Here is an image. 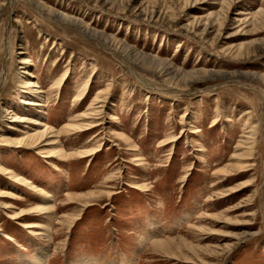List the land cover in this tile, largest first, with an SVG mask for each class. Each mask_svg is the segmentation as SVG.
Here are the masks:
<instances>
[{"label":"rangeland","instance_id":"1","mask_svg":"<svg viewBox=\"0 0 264 264\" xmlns=\"http://www.w3.org/2000/svg\"><path fill=\"white\" fill-rule=\"evenodd\" d=\"M34 1L45 12L0 0V264H38L40 254L42 264H264V0ZM27 76L41 93L20 85ZM38 95L42 107L21 103ZM33 119L56 135L39 149L24 141L45 128ZM88 121L100 125L76 134ZM252 127L256 143L242 159ZM94 145L97 156L78 159ZM61 149L71 158L59 162L51 152ZM153 241L171 248L153 251Z\"/></svg>","mask_w":264,"mask_h":264},{"label":"bare ground","instance_id":"2","mask_svg":"<svg viewBox=\"0 0 264 264\" xmlns=\"http://www.w3.org/2000/svg\"><path fill=\"white\" fill-rule=\"evenodd\" d=\"M27 1L29 3L34 4L37 7V9L42 11V13L45 12L44 11L45 9L43 10V6L38 4L36 1H34V0H27ZM198 1L199 0H197V2ZM49 16L55 18L56 21H58V22L76 26L78 30H80L82 33H84V35H87L89 37L95 38V39L100 40V41L103 40L105 43H108V39H106V37L103 34L92 30L90 25L86 24L84 21H79V20L74 21L73 19H71L67 15H63V14H59V13L55 14L53 11H49ZM116 48H117V50H119L123 54L125 53L126 54V58H129V60H131L130 57H133L135 60L140 61L143 65L149 64V62H150V59L148 57L144 56V55L137 54V56H134L133 54L136 53V51H134V52L129 51V50L132 49L131 47H128L127 49L121 48V47H116ZM27 63H28V61H26L25 59L20 61V64H27ZM169 66L171 67V65H169ZM22 74L29 75L30 72H28L27 69L25 68V71ZM63 77L64 78H62V80L60 82V85L64 83V81L66 80L67 76L64 75ZM27 79H29L28 76L27 77H21L19 79L20 85H22V87L26 86L27 89H29V91H28L29 94H31L32 92L33 93L35 92L37 94L41 93L40 91H37V90L34 91L35 88H38L35 82L29 81V80H28V82L24 81V80H27ZM88 85H89V81H87L86 87L82 90L83 92H82V94L80 96L81 98H83L85 96V94L87 92V89H88ZM109 88L107 90L102 91L99 94H97V97H96L95 101H97L98 107L96 108V110H91L92 112H95V115H97V116L101 115L104 112V105L103 104L106 102L107 96L109 94V91H110ZM38 96L39 97H37V99H39L38 102H40V103H36L35 101H32V102L26 101L25 102L23 100L21 101V103L22 104H26L27 103V105L36 106V107H42V106H44L43 104H41V102H43V101L40 100L41 99L40 95H38ZM90 107H92V106H90ZM5 114L10 115L11 112L8 111V110H5ZM248 114H251V113L247 112V115ZM88 117H91V116H88ZM11 119H13V121H15V122H24V121H26L25 118L20 117V116L15 115V114L11 116ZM88 122L89 123L81 124V125L73 127V130L75 131V133L76 134H83L85 132H88V131H91L93 129H96L100 125V123H97L95 121L94 122L88 121ZM29 123H33L35 126H40L41 125V126L45 127L43 130H36L34 134L26 133L27 135H26V138L24 139V141L26 140L29 143L36 144L33 147L35 149L36 148L39 149L40 142L42 141L43 138L47 137L48 135H55V133L52 131V129H50L49 127H46V124H45V122L43 120H35V119H33V121H29ZM190 132L196 134L198 132V130L197 131H190ZM246 136H249V137H246ZM256 136H257L256 135V127H252L251 131L248 132V135H245V138L240 142L238 147L240 149H244V150L246 149V153L244 155L240 156V157H242V159L243 158L248 159L250 157V153L253 151L254 144L256 143ZM94 137H97V136L95 135ZM54 141H56V140H53V142L48 144V146L56 147L57 144ZM18 144H19V146L27 145V144H23V142H19ZM245 144H247V146ZM29 146L32 147L33 145H29ZM46 146H47V144H46ZM101 146L102 145H97V146L94 145L91 149L88 148V150H85L83 152H79L80 157L78 159L79 160H83V159H92V158H94L101 151ZM51 153L58 154L56 156H57V159H58L59 162H64V161H66V160L71 158V155H67L66 152L63 149H61V150H59L57 152L52 150ZM42 156L45 157L44 155H42ZM50 156L51 157H55L53 155H50ZM240 164L243 165V162L240 161ZM185 178H187V176ZM13 181L18 186H23L24 188H29L31 190H34V191L38 192L41 196H43L45 198V202H47V203H50V201L53 198V196L50 193H47V192H45L42 189H38V188L34 187V185L31 183V181H28L23 176L14 175ZM133 188L136 189V190H139L140 192H143V193L148 191L146 187L140 186V185H136ZM110 196H112V195H110ZM67 198H68V200L70 202L72 200H79V198L76 199V198H74L71 195L68 196ZM84 204H85V207H90V206L94 205V204H92V201L85 202ZM44 211H45V208H44ZM35 212L36 211L25 212V213L23 212L21 214L19 213V215L17 217L16 216H13V217L11 216V218L13 220H16V219H19V218L28 217V216H25V215H32ZM77 220H79V218H76V220L72 221L71 222L72 225ZM26 228H29V229L37 228V229H39V231H37L36 235L41 236V237H43L44 239H46L48 241L52 240L51 234H50V232L48 230H46L45 226L43 228V226L30 224V225L26 226ZM191 228H193V226ZM53 237H54V235H53ZM150 240H152V239H150ZM151 243L152 244L150 245V249L153 250V251L157 250V251H161V252L167 253L168 250L171 248V241H166V242H163V243L160 242V241H158V242L157 241H153ZM45 257H46V255L40 254V255H37L35 257V259L40 261L39 263L37 262L38 264H42V259H44Z\"/></svg>","mask_w":264,"mask_h":264}]
</instances>
